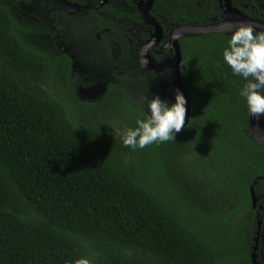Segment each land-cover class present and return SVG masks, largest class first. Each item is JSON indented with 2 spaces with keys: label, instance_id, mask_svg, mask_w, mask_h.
<instances>
[{
  "label": "trees",
  "instance_id": "obj_1",
  "mask_svg": "<svg viewBox=\"0 0 264 264\" xmlns=\"http://www.w3.org/2000/svg\"><path fill=\"white\" fill-rule=\"evenodd\" d=\"M10 1L0 0V264H252L264 146L239 96L247 81L223 60L230 35L180 39L191 120L134 150L117 133L145 118L152 95L174 102L170 73L141 65L154 27L138 0L74 15L41 3L32 13L57 42L46 46ZM150 14L164 39L179 24L222 21L218 0H154ZM163 44L151 51L160 65L175 59ZM92 84L105 91L87 99ZM226 225L247 252L216 235Z\"/></svg>",
  "mask_w": 264,
  "mask_h": 264
},
{
  "label": "clouds",
  "instance_id": "obj_2",
  "mask_svg": "<svg viewBox=\"0 0 264 264\" xmlns=\"http://www.w3.org/2000/svg\"><path fill=\"white\" fill-rule=\"evenodd\" d=\"M230 33L222 53L223 60L234 76L247 81L239 96L243 98L249 115L258 119L264 116V32L254 34L253 27L242 25L230 29ZM186 103L179 90L172 103L152 95V99L147 100L145 118L137 119L135 127L117 133L123 145L135 150L174 140L185 123ZM79 264H88V261L81 260Z\"/></svg>",
  "mask_w": 264,
  "mask_h": 264
},
{
  "label": "water",
  "instance_id": "obj_3",
  "mask_svg": "<svg viewBox=\"0 0 264 264\" xmlns=\"http://www.w3.org/2000/svg\"><path fill=\"white\" fill-rule=\"evenodd\" d=\"M108 0H104V3ZM222 8L224 13L227 15L226 18L219 22L211 24H179L170 32L169 38L165 43V47L175 51V59L173 62L160 65L157 64L152 55L151 51L160 45L164 39L165 33L161 23L150 14V10L154 4V0H140L138 8L143 16L146 23L154 27V31L148 36L141 49L140 61L143 68L154 71L162 72L165 74L170 73L173 80V90L171 92V99L174 101L175 92L181 91L186 98V115L184 127H186L191 120V95L188 90L186 83L182 76V50L180 46V39L186 35H203L207 33H218L228 32L230 29H235L239 26H251L254 31L264 32V21L253 19L248 17L242 12H239L233 5L232 0H224ZM59 7L69 12H78L82 6L78 3L71 2L69 0H59ZM229 35L231 33H228ZM145 61H147L145 65ZM145 65V66H144ZM250 132L257 143L264 146V116L260 118H252L249 120ZM258 178L254 180L251 186L252 204L255 208L257 206V196L255 193V185ZM261 221L259 220V224ZM257 247L258 237L255 238ZM253 263L258 264L255 259V253L252 254Z\"/></svg>",
  "mask_w": 264,
  "mask_h": 264
},
{
  "label": "flooded vegetation",
  "instance_id": "obj_4",
  "mask_svg": "<svg viewBox=\"0 0 264 264\" xmlns=\"http://www.w3.org/2000/svg\"><path fill=\"white\" fill-rule=\"evenodd\" d=\"M71 2H75L78 3L79 5L82 6V8L78 11V12H69L65 9H62L59 7V0H18V1H10L9 4L12 6L11 9L14 12L16 18L22 23L25 24L27 26H30V23L28 21H25L23 19H21L20 15L17 13V11H14V6H19L20 9H26L25 7H27V9L25 10L26 15H33L35 16V13H32V11H34V7H36L37 5L40 6L41 3H44L46 5H55L57 6L59 9L64 10L66 13L70 14V15H74V14H78L84 11H87L89 9V7L93 4H95V2H98L99 5L103 6L104 0H80V1H76V0H69ZM140 0H138L139 3ZM219 1V5H220V9L222 10V20H224L226 18V14L224 13V10L222 8V5L224 4V0H218ZM108 2V1H107ZM232 5L239 11L244 13L245 15H247L250 18L253 19H258V20H263L264 21V0H232ZM43 9L40 6V10ZM37 17V16H35ZM49 24V23H48ZM50 26V25H49ZM255 32H261V31H254ZM227 34L230 33V31L226 32ZM229 35V34H228ZM27 36H34L36 37V39H34L39 46H44V44L41 42V40L39 39L38 35H30V33L27 34ZM50 44L51 43H55L56 41V37L50 35ZM165 38V36H164ZM169 36L167 37V39H163L161 41V43L164 41L163 46L161 47L162 49H169L165 47V43L168 40ZM57 43V42H56ZM160 43V44H161ZM160 46V45H159ZM80 73V72H79ZM84 89H80V92L82 93L83 97H86L85 94L83 92ZM105 91V89H104ZM102 94V93H101ZM100 94L99 93H95V95H93L92 98H87V99H95L97 97H99ZM257 196V195H256ZM260 198L257 196V206L255 207V209H257L258 211L260 210H264V206L259 202ZM259 220L261 221V223L259 224ZM257 223H258V229H257V237H258V241H257V247L255 248L256 245V241H254L255 243L251 246V251H250V258H251V262L253 263V258H252V254L255 253V259L258 262V264H264V244H262V238H260L261 236L264 237V225H263V221L260 215V212L257 213ZM264 242V241H263Z\"/></svg>",
  "mask_w": 264,
  "mask_h": 264
},
{
  "label": "rangeland",
  "instance_id": "obj_5",
  "mask_svg": "<svg viewBox=\"0 0 264 264\" xmlns=\"http://www.w3.org/2000/svg\"><path fill=\"white\" fill-rule=\"evenodd\" d=\"M27 9V7H25ZM26 9H20L19 6H14V11H17V13L21 14L20 17L21 19L28 21L30 23V26L33 28H37V30L35 32H33L35 35L39 36V39L41 40V42L44 44V46L50 44V34L47 33L45 30L44 31H40L41 29H44L43 27V20L40 19V16L38 14L35 13V16L33 15H26L25 10ZM35 11H40V6L37 5L35 8ZM47 12H45L44 14H46ZM48 23V22H47ZM46 26H48V24H46ZM84 89L83 92L85 94V98H92L93 95H95V93H99L101 95V93L104 92V87L100 84H92L90 85L88 88H81ZM208 229V228H207ZM222 234L218 235V233L216 234L219 238H221L223 240V243L226 244V246H228L231 249H234L235 251L239 252L240 250H244L245 252H247V247H244V240L238 236L235 233H231V227L230 225H226L224 228H222ZM236 258H234L233 260L235 261Z\"/></svg>",
  "mask_w": 264,
  "mask_h": 264
}]
</instances>
